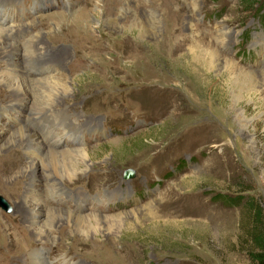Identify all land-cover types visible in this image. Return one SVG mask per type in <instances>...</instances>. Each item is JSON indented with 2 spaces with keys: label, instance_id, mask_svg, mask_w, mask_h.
<instances>
[{
  "label": "rangeland",
  "instance_id": "1",
  "mask_svg": "<svg viewBox=\"0 0 264 264\" xmlns=\"http://www.w3.org/2000/svg\"><path fill=\"white\" fill-rule=\"evenodd\" d=\"M66 3L0 0V28L15 17L5 41L37 38L39 47L31 66L16 58L21 97L7 98L10 76L0 81V196L9 205L0 208V264H29L35 251L47 264H250L242 229L255 227L258 208L264 222V0ZM205 51L218 53L212 69L193 57ZM39 79L58 81L50 113L73 129L60 126L62 116L39 130L36 121L29 150L90 155V169L71 182L65 176L58 193L46 192L43 169L31 182L19 179L31 165L27 147L8 144L24 125L26 135L32 130L30 81ZM34 184L49 207L84 217L83 228L57 225L52 245L40 243L16 212L33 204L24 192ZM240 194L253 206L222 198Z\"/></svg>",
  "mask_w": 264,
  "mask_h": 264
},
{
  "label": "bare ground",
  "instance_id": "2",
  "mask_svg": "<svg viewBox=\"0 0 264 264\" xmlns=\"http://www.w3.org/2000/svg\"><path fill=\"white\" fill-rule=\"evenodd\" d=\"M66 1L68 3V6H69V3L71 4V0H69V2H68V0H66ZM68 6H67V9H69ZM6 7L10 8V9H14L15 4H14V2H7ZM11 17H12V15H11ZM11 17L5 16V18L3 19V22L7 23V24H6V26H1V28H0V33L4 34L3 38L0 37V81H2V83L6 82L7 81L6 78L10 76L9 80L11 81V84H9L8 88H10V89L12 88L13 91H11L10 95H8L7 98H16V97H21V96H15L18 92H21V93L25 92V91H22V88L25 85V81L22 82L18 78L15 77L19 68H21L24 64H22L23 62H21V60H20V62L16 61V58L21 56L25 61L27 60L26 64L28 66H31V65H33L31 58H33V56L35 55V53L37 51V48H39V47H36V43L34 40L37 38H35V37H34L35 39L28 40L25 42L26 44L24 43L22 45H19L18 43H16L13 40L10 41V43L5 41L6 40V39H4L5 35H6V37H7V35L9 37L11 35V33H9V32L12 30L11 28L9 30H6V29L9 26H11L10 24L13 21H15V17H12V18ZM10 20H11V22H8ZM109 21L112 22V24H114V25L118 24L117 23L118 21H116V20L115 21L109 20ZM153 22L156 23V21H153ZM154 23L152 25H154ZM150 25H151V23H150ZM143 29L145 31L144 27H143ZM221 32L223 33V31H221ZM23 34L24 33H22V35ZM15 35H13L11 37H14ZM18 38H20V37H18ZM39 44H42V43L39 42ZM196 55L197 56L193 55V57H195V60L198 63V65H203V66H206L207 68L212 69L213 66L215 65V60L218 56V53H216V51H212V52L211 51H209V52L205 51L204 55H206L207 58H205L206 56L204 57L202 54L199 55L196 53ZM12 56H13V58H12ZM197 59H199V60H197ZM48 64H50V63H48ZM10 67L14 68L15 72L11 73L9 75V73H10L9 68ZM32 68H35V67L32 66L31 69ZM47 69H49V68H47ZM56 69L57 68L55 67L54 71ZM252 80L254 81L255 85L258 84V79L256 77L255 78L253 77ZM30 82H32L31 88L33 89V93H32L33 98H31V96H30V98L33 101L31 102V106H30V108L32 109V111H31L32 115L30 114L28 116V120H30V123H31L30 126L32 127V130L30 131V133H27V135H28L27 136L26 133L24 132V130L27 127H26V125H24L21 128V130H19V132L17 134L18 139L17 140H11L8 144H9V147H11V148L16 147L18 145H23V144H24L23 145L24 149H25V147H27L26 152L28 155V159L31 162V165L28 168H26L27 170L25 173L18 176V177H20L19 179L25 180L26 178H29L30 180H28L27 182H31L32 181L31 179L32 178L34 179L36 177L37 172H39L40 170L43 169L45 171V177H43V180L46 183V185L47 184L50 185L46 192L58 193L61 191L60 186L62 184H64V182H65L64 181L65 176L68 179V181L71 182L74 180V178L78 177L79 175H81L82 173H84L90 169L89 165L86 164L87 163L86 160L89 159L90 155L87 151H83V150H79V151L67 150V151H60V153H58V150H47V152H45L44 155L42 156L41 151L43 149V145L42 146L40 145L41 148H40V152L38 154H33L29 150L28 145L32 142V140L34 138L39 137L37 131L35 130V126H34V123H36V121L38 124L36 129L39 130L40 127L46 125L48 122H53V123L57 122L56 121L57 117L62 116L60 126H63L68 122L69 125L67 126V128H69L71 130L73 129V125L70 124V122H71L70 118H68L67 116L61 115V114L56 116V115H54V113H50L52 111L51 108H52V104L54 103V99L57 96V94H59L58 89H57L58 85H59L58 81L55 79H53V80H51V79H46V80L39 79V80H36L35 82L34 81H30ZM18 102L21 103V107H22L21 109H23L24 105L22 104V99H20ZM11 107H10V109L9 108L7 109L8 112H10V111L13 112V108H11ZM45 111L49 112L50 114L48 116L47 115L41 116L40 115L41 112H45ZM10 116H12L14 120H15V118H17V116H15L14 113H11ZM128 127L131 128L132 125H128ZM50 128L52 129V127H50ZM24 137H27V138H24ZM57 141H55V142L57 143ZM53 147H55V146H52L50 148H53ZM10 152H11V154L13 152L18 153L19 150L15 151V148H14ZM50 166L53 169V173L51 172L52 174H49L46 171V169L49 168ZM17 168H19V167H17ZM33 181H35V180H33ZM52 195H54V194H50V196H52ZM24 196L25 197L31 196L33 198L34 202L31 206L28 207L27 212L25 211L22 204H19L18 207H16V212L24 214L23 220H25V221L28 220L30 222V224L33 226V228H34L33 232L35 233L36 238L39 240L40 243H43L42 241L44 240L45 244H51L52 245V243L55 241L52 237V234L54 233L57 225L63 226V225H68V224L73 223L76 228H83V226H84L83 218L84 217L78 215L74 211H66V209L64 210V209H60V208L49 207L43 201V194H42L41 188L39 186L37 187L34 184L33 188L30 187L27 190H25ZM86 202L87 203L85 205H83L81 208L88 205V200H86ZM104 203H106V202H100L101 205ZM102 206L103 207H97L95 205V208L104 209L105 205H102ZM41 208L44 209V211L43 210L41 211V214L34 213L35 210H38ZM37 216H41V219L38 220ZM96 217H98V216H96V215L93 216V218H96ZM62 222H63V224H62ZM74 225H72V226H74ZM79 230H81V229H79ZM28 262H30L29 264H47L46 259L43 257V254L40 253V251H35V252L30 253V257L28 259ZM61 264H66V260H63V262Z\"/></svg>",
  "mask_w": 264,
  "mask_h": 264
},
{
  "label": "trees",
  "instance_id": "3",
  "mask_svg": "<svg viewBox=\"0 0 264 264\" xmlns=\"http://www.w3.org/2000/svg\"><path fill=\"white\" fill-rule=\"evenodd\" d=\"M246 2H256V0H245ZM225 203H230L232 206H241L245 205L253 206V197L240 194L236 195L234 198L228 199L226 196L222 197ZM251 203V204H250ZM262 211V210H261ZM263 213V212H262ZM255 220V227L252 225L247 226L245 229H242L246 233L247 243L244 242L245 251H248L247 256L249 258L250 264H264V222L262 223V214L259 211V208L253 213ZM249 249V250H248Z\"/></svg>",
  "mask_w": 264,
  "mask_h": 264
},
{
  "label": "water",
  "instance_id": "4",
  "mask_svg": "<svg viewBox=\"0 0 264 264\" xmlns=\"http://www.w3.org/2000/svg\"><path fill=\"white\" fill-rule=\"evenodd\" d=\"M128 172L131 173L130 170H128ZM0 208L6 212L9 211V205L1 196H0Z\"/></svg>",
  "mask_w": 264,
  "mask_h": 264
},
{
  "label": "clouds",
  "instance_id": "5",
  "mask_svg": "<svg viewBox=\"0 0 264 264\" xmlns=\"http://www.w3.org/2000/svg\"><path fill=\"white\" fill-rule=\"evenodd\" d=\"M8 212V211H7Z\"/></svg>",
  "mask_w": 264,
  "mask_h": 264
}]
</instances>
